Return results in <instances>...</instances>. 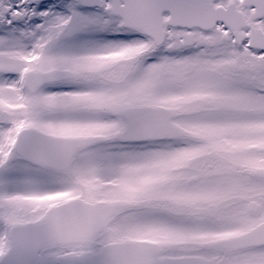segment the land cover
<instances>
[{"label":"snow or ice","instance_id":"1","mask_svg":"<svg viewBox=\"0 0 264 264\" xmlns=\"http://www.w3.org/2000/svg\"><path fill=\"white\" fill-rule=\"evenodd\" d=\"M0 264H264V0H0Z\"/></svg>","mask_w":264,"mask_h":264}]
</instances>
